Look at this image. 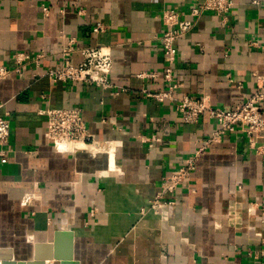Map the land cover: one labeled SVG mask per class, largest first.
<instances>
[{"label":"crops","instance_id":"crops-1","mask_svg":"<svg viewBox=\"0 0 264 264\" xmlns=\"http://www.w3.org/2000/svg\"><path fill=\"white\" fill-rule=\"evenodd\" d=\"M202 1L0 0V65L14 68L17 52L44 54L0 79V115L11 124L0 161V249L30 260L59 229L73 232L78 264H264V155L241 131L203 150L190 187L167 196L173 205L141 214L162 179L217 129L206 114L183 122L175 102L144 92L169 85L164 9L196 22L177 41L176 99L206 96L232 110L264 73V0H234L225 17L195 19L191 8ZM97 24L104 29L94 32ZM70 39L75 63L82 47H111V88L44 76ZM77 107L97 142L73 152L46 137L43 111Z\"/></svg>","mask_w":264,"mask_h":264},{"label":"built area","instance_id":"built-area-1","mask_svg":"<svg viewBox=\"0 0 264 264\" xmlns=\"http://www.w3.org/2000/svg\"><path fill=\"white\" fill-rule=\"evenodd\" d=\"M234 7V0H203L191 8L190 15L195 19L203 13L211 11L225 17ZM45 16L49 15V7L43 6ZM163 32L160 36V44L163 50L166 67L163 73L164 79L169 83L168 88L158 92L144 90L148 97L159 102H175L181 119L186 123H196L203 115H208L217 124V129L208 140L196 151L188 155L185 161L171 174L162 179L161 191L150 202L148 207L141 209V214L148 211L159 213L164 206L173 205L174 201L167 196L173 195L179 186L190 187L194 172L197 168V160L203 150L210 144L220 141L224 136L235 131L245 134L249 147L257 154L264 155V73H255L256 85L254 92L246 102L232 110H226L213 105L206 96L184 95L181 98L174 97V63L178 58V39L189 31L196 23L194 19L181 17L179 11L173 7L165 8L162 13ZM104 29L102 24H97L94 32ZM77 50L74 39H70L61 50L62 61L56 66L47 67L44 76L54 82L72 81L82 82L87 86H97L105 89L112 87L110 80L114 57L110 46L96 45L79 49L82 60L73 62L72 56ZM44 54L17 52L14 54L16 66L10 68L0 65V79H6L13 72L22 74L26 66L34 62L39 65ZM155 73H142L140 77H153ZM46 115V137L51 141H64L70 151L84 149L88 144L97 142L94 134L85 121L82 109L77 108H48L43 111ZM11 134L9 114L0 115V161H8L7 151L4 145ZM262 142V143H261Z\"/></svg>","mask_w":264,"mask_h":264},{"label":"water","instance_id":"water-1","mask_svg":"<svg viewBox=\"0 0 264 264\" xmlns=\"http://www.w3.org/2000/svg\"><path fill=\"white\" fill-rule=\"evenodd\" d=\"M74 236L72 231L59 230L49 243H36L33 258L30 260L14 259L10 250L0 249L1 264H78L73 254Z\"/></svg>","mask_w":264,"mask_h":264}]
</instances>
